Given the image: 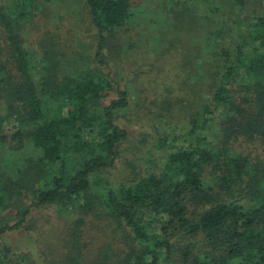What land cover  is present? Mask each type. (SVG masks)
<instances>
[{
  "label": "trees",
  "instance_id": "obj_1",
  "mask_svg": "<svg viewBox=\"0 0 264 264\" xmlns=\"http://www.w3.org/2000/svg\"><path fill=\"white\" fill-rule=\"evenodd\" d=\"M205 1L156 0L153 15L140 19L146 29L157 18L183 27L192 13L193 26L205 29L192 32L185 54L190 93L172 98L168 89L156 112L140 113L161 129L154 128L152 141L161 164L116 186L105 184L102 172L127 136L126 91L116 90L102 106L109 83L97 69L35 78L17 32L32 0H18L16 9L0 5V103L4 117L17 121L0 135V264H264V0H215L207 10ZM85 4L99 37L97 58L104 33L130 18L129 0ZM49 65L43 69L55 71ZM51 206L77 214L63 217L53 235L47 218L62 215H47ZM89 216L121 241H104L85 256L81 235ZM9 233L32 245L40 237V258L5 242Z\"/></svg>",
  "mask_w": 264,
  "mask_h": 264
},
{
  "label": "rangeland",
  "instance_id": "obj_2",
  "mask_svg": "<svg viewBox=\"0 0 264 264\" xmlns=\"http://www.w3.org/2000/svg\"><path fill=\"white\" fill-rule=\"evenodd\" d=\"M17 1L0 0V5L5 9L8 7L16 9L14 5ZM214 1L206 0L204 2L206 6H203L207 10V6L212 5ZM155 3L156 0H129L130 18L121 27L104 33L101 55L97 58H94V54L99 37L89 23L85 0H32L29 10L31 16L19 21L17 26L18 36L29 50L36 66L33 71L35 78L39 79L43 74L47 76L54 72L58 79L68 72L72 73L82 68L97 69L105 75L109 83L108 89L100 99L102 106L108 104L115 96L116 90L126 91L128 106L132 113L125 121L121 120L127 136L118 146V156L114 164L102 172L103 182L109 186H116L128 178L127 176L130 177L132 172L141 173L151 168L155 162L161 164L162 151L152 143L161 129L150 125L149 118H143L140 113L156 112L158 100L165 98L164 95L169 92L162 93L168 89H170L168 96L172 98H181L186 95L185 92L190 93L186 79L190 73L187 75L185 73L190 70L188 62L191 60V54L188 55V62L185 54L187 46L194 40L192 32L203 30L205 26L203 24H200L201 27L197 24L193 26L191 13L186 16V24L183 27H178L179 22L177 27H172L163 19L157 18L155 23L148 25L146 29L140 19L153 15ZM173 9L177 10L178 7L174 6ZM246 10L248 13L261 12V10L258 12V8L255 10L247 7ZM166 17L167 21L174 22L171 12ZM3 37L4 34L0 31L1 46L4 43ZM49 63L54 64L55 71L43 69L46 65L50 68ZM190 80L193 81V78ZM153 98L157 101L151 104L150 100ZM119 113L123 114V109ZM134 113L140 114L137 120ZM4 116L5 108L0 103V135L10 133L16 127L17 121L14 118ZM242 150L247 152L246 148ZM20 152L25 157L30 154L26 147ZM46 214L51 218L53 215L58 217L62 215V221L47 218L48 224L45 225L50 228L51 235L57 232L54 228L62 229L63 217L68 221L77 215L73 211L61 214L55 206H51ZM41 222L44 223L42 219ZM84 222L81 244L89 247L88 251H84L85 256H89L104 241L112 246L121 241L122 237L119 234L111 233L110 227L98 223L91 216L85 218ZM39 238L35 236L34 245L29 237L22 235L9 233L2 239L10 245L30 248L32 256L39 257L36 248V241H39Z\"/></svg>",
  "mask_w": 264,
  "mask_h": 264
}]
</instances>
